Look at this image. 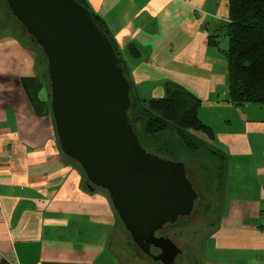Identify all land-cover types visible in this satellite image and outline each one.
I'll list each match as a JSON object with an SVG mask.
<instances>
[{"label":"crops","instance_id":"1","mask_svg":"<svg viewBox=\"0 0 264 264\" xmlns=\"http://www.w3.org/2000/svg\"><path fill=\"white\" fill-rule=\"evenodd\" d=\"M87 2L121 49L137 96L163 97L173 82L202 101L198 115L214 136L203 133L224 168L201 264H264V105L229 100V1ZM38 68L24 39L0 27V264H126L127 229L63 152Z\"/></svg>","mask_w":264,"mask_h":264},{"label":"water","instance_id":"2","mask_svg":"<svg viewBox=\"0 0 264 264\" xmlns=\"http://www.w3.org/2000/svg\"><path fill=\"white\" fill-rule=\"evenodd\" d=\"M6 1L47 56L63 152L80 164L92 191L108 194L138 248L154 261L175 264L182 249L157 232L190 216L199 194L184 161L141 144L128 112L131 82L108 33L78 0Z\"/></svg>","mask_w":264,"mask_h":264},{"label":"trees","instance_id":"3","mask_svg":"<svg viewBox=\"0 0 264 264\" xmlns=\"http://www.w3.org/2000/svg\"><path fill=\"white\" fill-rule=\"evenodd\" d=\"M78 1L89 8L97 24L108 33L120 57V63L132 86L128 112L141 144L148 151L173 160L184 161L185 158L193 156L207 168L203 183L211 186L212 190L219 191L224 168L222 155L194 134L201 131L209 137L214 136L212 128L198 115L201 99L173 82L166 83L163 97L145 99L137 96L129 65L103 19L90 8L87 0ZM228 1L229 20L223 22L222 28L228 38V47L223 51L227 56L229 100L236 105H264V0ZM131 49L134 51L135 47ZM37 85L39 87L38 83ZM75 162L83 172L85 184L89 188V180L80 164Z\"/></svg>","mask_w":264,"mask_h":264},{"label":"rangeland","instance_id":"4","mask_svg":"<svg viewBox=\"0 0 264 264\" xmlns=\"http://www.w3.org/2000/svg\"><path fill=\"white\" fill-rule=\"evenodd\" d=\"M0 27L8 29L23 38L29 47L36 52L39 75L50 90L49 92H51L47 56L42 47L32 39L26 28L12 14L6 0H0ZM194 134L205 144L212 146L206 134L201 131H197ZM184 161L186 162L184 163L187 166L188 175L198 191L199 198L192 214L179 218L175 227L170 231L172 239L182 249V253L178 255L175 264H201L204 253L203 237L214 224L220 191L212 190L211 186L203 183L207 176V168L203 163L196 160L193 156L185 158ZM163 232H169V229L165 228ZM117 235L116 239L119 237ZM121 236H124L123 240H125V245L129 249L125 250L126 254L123 256L126 264H163L160 261H154L150 256L142 252L133 242L127 230L121 233Z\"/></svg>","mask_w":264,"mask_h":264},{"label":"flooded vegetation","instance_id":"5","mask_svg":"<svg viewBox=\"0 0 264 264\" xmlns=\"http://www.w3.org/2000/svg\"><path fill=\"white\" fill-rule=\"evenodd\" d=\"M198 200V199H197ZM196 200V201H197ZM195 204H196V202H195ZM202 208V207H201ZM200 208V209H201ZM181 218H183V217H181ZM180 218V219H181ZM178 222V220L175 222V223H168V224H166L165 226H164V228L162 229V230H160V231H158L157 232V235L158 236H161V235H163V236H166V237H170L171 239H172V235H171V230H172V228L173 227H175V225H176V223ZM165 228H168L169 229V232H163V230L165 229ZM173 240V239H172ZM174 241V240H173ZM180 247V246H179ZM181 248V247H180ZM151 250H152V252L153 253H155V254H157V253H159L160 252V249L159 248H156V247H154V246H152V248H151Z\"/></svg>","mask_w":264,"mask_h":264}]
</instances>
